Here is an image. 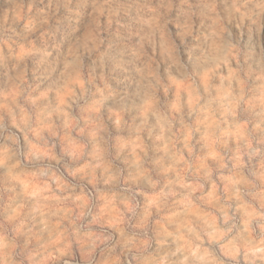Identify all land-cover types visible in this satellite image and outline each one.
Instances as JSON below:
<instances>
[{
	"label": "clouds",
	"instance_id": "9594fccd",
	"mask_svg": "<svg viewBox=\"0 0 264 264\" xmlns=\"http://www.w3.org/2000/svg\"><path fill=\"white\" fill-rule=\"evenodd\" d=\"M0 264H264V0H0Z\"/></svg>",
	"mask_w": 264,
	"mask_h": 264
}]
</instances>
